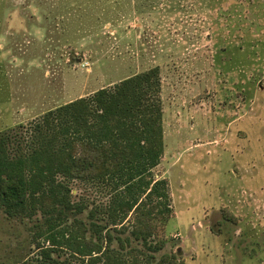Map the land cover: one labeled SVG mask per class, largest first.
<instances>
[{
    "label": "rangeland",
    "instance_id": "rangeland-1",
    "mask_svg": "<svg viewBox=\"0 0 264 264\" xmlns=\"http://www.w3.org/2000/svg\"><path fill=\"white\" fill-rule=\"evenodd\" d=\"M197 1L0 0V130L159 66L164 151L153 172L173 211L163 252L185 264H264V61L219 51ZM72 194L104 199L79 184ZM31 227L0 211V264L38 252Z\"/></svg>",
    "mask_w": 264,
    "mask_h": 264
},
{
    "label": "trees",
    "instance_id": "trees-1",
    "mask_svg": "<svg viewBox=\"0 0 264 264\" xmlns=\"http://www.w3.org/2000/svg\"><path fill=\"white\" fill-rule=\"evenodd\" d=\"M198 7L212 19L214 45L226 44L219 51L233 46L264 61V0ZM49 14L43 28L51 33ZM53 17L62 23L65 14ZM247 59L240 67L249 81ZM161 90L156 65L0 130V211L32 222L38 249L10 264H185L163 252L173 211L167 180L153 172L164 151ZM74 184L103 201H74Z\"/></svg>",
    "mask_w": 264,
    "mask_h": 264
},
{
    "label": "crops",
    "instance_id": "crops-1",
    "mask_svg": "<svg viewBox=\"0 0 264 264\" xmlns=\"http://www.w3.org/2000/svg\"><path fill=\"white\" fill-rule=\"evenodd\" d=\"M159 165H160V164H159ZM159 165H158V166H159ZM158 166H157V167H158ZM156 177H158V176L156 175ZM158 178H159V177H158Z\"/></svg>",
    "mask_w": 264,
    "mask_h": 264
}]
</instances>
